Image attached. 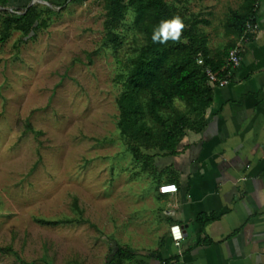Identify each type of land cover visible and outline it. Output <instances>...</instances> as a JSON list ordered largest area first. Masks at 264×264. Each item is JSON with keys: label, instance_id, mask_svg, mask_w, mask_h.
<instances>
[{"label": "rangeland", "instance_id": "1", "mask_svg": "<svg viewBox=\"0 0 264 264\" xmlns=\"http://www.w3.org/2000/svg\"><path fill=\"white\" fill-rule=\"evenodd\" d=\"M105 1H36L38 11H53L42 14L46 26L29 35L11 30L0 42V247L17 255H0V264H107L117 246L151 251L160 232L153 206L142 204L154 191L141 185L152 158L137 160L118 128L117 99L141 37L130 10L117 29L121 44L105 43ZM205 3L193 0L184 14L206 18L212 9L213 27L199 30L210 31L208 45L219 50L222 23L243 0ZM22 4L0 14L20 17Z\"/></svg>", "mask_w": 264, "mask_h": 264}, {"label": "crops", "instance_id": "2", "mask_svg": "<svg viewBox=\"0 0 264 264\" xmlns=\"http://www.w3.org/2000/svg\"><path fill=\"white\" fill-rule=\"evenodd\" d=\"M192 1L173 5L186 20L211 28L212 9L206 18L184 14ZM253 5L259 31L243 45L230 83L212 87L213 102L200 132L188 130L176 154L149 155L153 165L141 185L153 184L154 191L142 204L151 203L160 227L153 249L141 253L150 264H264V0ZM229 14L222 23L225 45L219 50L209 45L213 53L222 55L226 46L239 42L225 34ZM201 33L210 40V31ZM167 184L178 192L162 195L159 189ZM173 224L184 230L179 249L170 237Z\"/></svg>", "mask_w": 264, "mask_h": 264}, {"label": "trees", "instance_id": "3", "mask_svg": "<svg viewBox=\"0 0 264 264\" xmlns=\"http://www.w3.org/2000/svg\"><path fill=\"white\" fill-rule=\"evenodd\" d=\"M32 1L0 0L1 8L16 6L20 2L25 7V13L20 17H10L7 11L0 14V42L6 40L11 30L29 35L46 26L42 14L52 13V9L47 7L45 11H38L37 6H29ZM42 1L56 5L59 0ZM254 1L244 0L240 10L230 12L224 25L227 36L239 38L246 23L255 20ZM130 10L133 12L132 29L141 40L139 50L131 61L125 88L117 99L120 112L118 128L131 139L130 149L137 160L152 158L144 155L143 150L176 154L188 130L200 132L206 111L212 105L213 89L208 84L206 68L220 73L226 65L224 58L234 46H226L222 55L213 53L207 38L199 30L200 21L186 20L183 12L166 0H106L103 23L105 43L121 44L117 29ZM177 15L186 26L179 40L154 42L153 33L161 22ZM176 102L184 105L185 112L175 107ZM72 222L38 220L45 226ZM8 254L16 255L11 247H0V255ZM115 258L150 264L147 256L120 246L111 251L107 264H115Z\"/></svg>", "mask_w": 264, "mask_h": 264}, {"label": "built area", "instance_id": "4", "mask_svg": "<svg viewBox=\"0 0 264 264\" xmlns=\"http://www.w3.org/2000/svg\"><path fill=\"white\" fill-rule=\"evenodd\" d=\"M259 24L253 19L246 23L243 34L239 37V42L229 51L226 65L220 73L213 72L210 68H206L205 72L208 84L211 87L224 88L234 75L235 70L240 66L243 53V45L247 43L251 37L259 31ZM159 192L162 195L175 194L178 187L173 184H167L160 187ZM170 237L176 248H181L184 241V230L178 224L170 227Z\"/></svg>", "mask_w": 264, "mask_h": 264}, {"label": "clouds", "instance_id": "5", "mask_svg": "<svg viewBox=\"0 0 264 264\" xmlns=\"http://www.w3.org/2000/svg\"><path fill=\"white\" fill-rule=\"evenodd\" d=\"M185 27L179 15L172 17L170 20H164L159 28L154 31L153 41L161 43L167 42L168 39L178 41Z\"/></svg>", "mask_w": 264, "mask_h": 264}, {"label": "water", "instance_id": "6", "mask_svg": "<svg viewBox=\"0 0 264 264\" xmlns=\"http://www.w3.org/2000/svg\"><path fill=\"white\" fill-rule=\"evenodd\" d=\"M36 1H39V0H33L29 6H32ZM45 3H46L47 5H49V6H51V4H49L48 2H45Z\"/></svg>", "mask_w": 264, "mask_h": 264}]
</instances>
